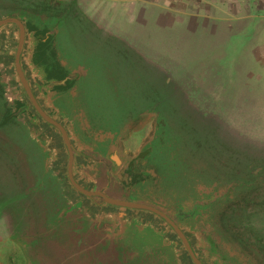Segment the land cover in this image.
<instances>
[{
	"label": "water",
	"instance_id": "obj_1",
	"mask_svg": "<svg viewBox=\"0 0 264 264\" xmlns=\"http://www.w3.org/2000/svg\"><path fill=\"white\" fill-rule=\"evenodd\" d=\"M46 4L0 0V160L11 165V206L30 228L29 263L112 264L124 242L133 252L121 264H232L214 213L227 204L217 224L231 232L227 210L263 182L205 168L211 161L180 133L164 92L136 101L119 68L135 74L127 55L95 36L72 3ZM144 108L156 115V138L128 156L123 143ZM171 168L236 184L234 199L172 198Z\"/></svg>",
	"mask_w": 264,
	"mask_h": 264
},
{
	"label": "rangeland",
	"instance_id": "obj_2",
	"mask_svg": "<svg viewBox=\"0 0 264 264\" xmlns=\"http://www.w3.org/2000/svg\"><path fill=\"white\" fill-rule=\"evenodd\" d=\"M123 1L81 0L79 11L95 26V36L111 41L113 45H107L135 64L131 77L128 61L125 67L130 71L119 68L127 75L124 81L131 82L129 90L136 101L145 92L152 95L155 88L175 105L177 112L170 118L180 133L190 139L198 135L209 152L206 157L211 163L205 168L214 172V166L223 165L233 174L239 170L246 181L259 178L263 182L246 195V212L235 223L227 222L231 232L222 229V233L217 224L227 204L218 207L211 223L223 238L224 255L234 264H264V57L260 53L264 50V11L215 0H166L162 7L154 0ZM144 109L124 140L128 156H135L156 138V115ZM168 177L172 198L188 195L206 202L234 199L236 194V184H210L184 171L171 168ZM10 211L15 212L13 207ZM115 248L118 257L112 264H121L133 252L124 242ZM67 264L82 263L73 258Z\"/></svg>",
	"mask_w": 264,
	"mask_h": 264
},
{
	"label": "crops",
	"instance_id": "obj_3",
	"mask_svg": "<svg viewBox=\"0 0 264 264\" xmlns=\"http://www.w3.org/2000/svg\"><path fill=\"white\" fill-rule=\"evenodd\" d=\"M58 2L72 3L76 9H82L80 6L81 0H57ZM89 0H82L88 3ZM107 1V0H100ZM139 2L141 0H124L123 2ZM148 1V0H144ZM215 2L226 4L227 6L234 7L235 4L250 10L251 8L259 10V13L264 11V0H215ZM154 4L162 7L167 3L166 0H154ZM263 10V11H262ZM258 13V14H259ZM87 17L86 15H84ZM261 18V16L259 17ZM264 24V23H263ZM261 56L264 57V50L260 51ZM0 145H6L5 139L0 138ZM21 179V178H20ZM12 184L11 165L8 160H0V264H30L27 256V246L24 237L26 230L29 227L24 226L22 216L13 208L15 212H11V191L10 185ZM13 214V215H12ZM22 217V218H21Z\"/></svg>",
	"mask_w": 264,
	"mask_h": 264
},
{
	"label": "trees",
	"instance_id": "obj_4",
	"mask_svg": "<svg viewBox=\"0 0 264 264\" xmlns=\"http://www.w3.org/2000/svg\"><path fill=\"white\" fill-rule=\"evenodd\" d=\"M33 1V0H31ZM45 1V4L46 3H49V2H52V3H57L58 1L57 0H43ZM47 5V4H46ZM126 47V46H125ZM129 49V48H128ZM161 92V91H160ZM162 95V94H161ZM161 98V97H160ZM161 105V103H160ZM195 143L192 144L193 147L196 149V151H198V154L201 155L202 154H206V153H209L208 150H206L205 148V144L203 143V140L198 136L196 135V140H194ZM179 146V145H178ZM212 151V150H211ZM195 155V153H193ZM178 156L181 158L182 156V153L180 151V148L178 150ZM194 159H195V156H192ZM214 157H215V154H214ZM238 157H235L233 158L235 160V162L237 163L239 160L237 159ZM239 173V175L241 174V172H239V170H235ZM247 200H245L244 198H242V200L240 202H238V204H236V206H233L232 208H230L229 210H227V213L224 215V219H223V223H235L236 219H238V217L242 214V213H245V209L247 208ZM231 217H230V216ZM239 230V229H238ZM241 232L243 233L242 230H239L238 233H240L241 237H244L243 234H241Z\"/></svg>",
	"mask_w": 264,
	"mask_h": 264
}]
</instances>
